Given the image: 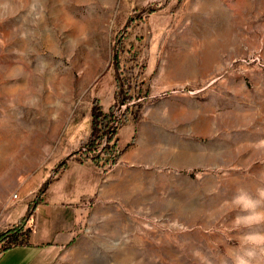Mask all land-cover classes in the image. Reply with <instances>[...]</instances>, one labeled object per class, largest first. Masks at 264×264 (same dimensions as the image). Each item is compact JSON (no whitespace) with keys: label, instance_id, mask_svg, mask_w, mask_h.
Here are the masks:
<instances>
[{"label":"rangeland","instance_id":"obj_1","mask_svg":"<svg viewBox=\"0 0 264 264\" xmlns=\"http://www.w3.org/2000/svg\"><path fill=\"white\" fill-rule=\"evenodd\" d=\"M46 210L47 264H264V0H0V252Z\"/></svg>","mask_w":264,"mask_h":264},{"label":"crops","instance_id":"obj_2","mask_svg":"<svg viewBox=\"0 0 264 264\" xmlns=\"http://www.w3.org/2000/svg\"><path fill=\"white\" fill-rule=\"evenodd\" d=\"M49 210L37 214L35 228L28 235L27 244H19L0 252V264H47L53 261V247L49 243L61 245L72 235L70 223L60 222Z\"/></svg>","mask_w":264,"mask_h":264},{"label":"trees","instance_id":"obj_3","mask_svg":"<svg viewBox=\"0 0 264 264\" xmlns=\"http://www.w3.org/2000/svg\"><path fill=\"white\" fill-rule=\"evenodd\" d=\"M94 114H93V131L95 129V124H97V121L99 120V117L101 116V113H98L96 109L93 110ZM17 229L16 228H12L9 229L5 232L0 233V241L5 240L7 238H9L10 236L13 238L17 237ZM28 242H24L23 244H27ZM9 247H5L3 250L7 249Z\"/></svg>","mask_w":264,"mask_h":264}]
</instances>
